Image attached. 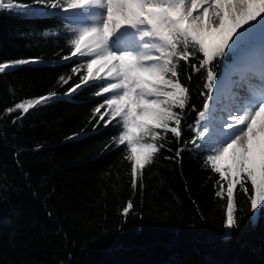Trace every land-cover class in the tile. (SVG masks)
<instances>
[{
    "label": "trees",
    "instance_id": "16d2710c",
    "mask_svg": "<svg viewBox=\"0 0 264 264\" xmlns=\"http://www.w3.org/2000/svg\"><path fill=\"white\" fill-rule=\"evenodd\" d=\"M66 24L59 16L0 10V62L41 61L0 73V264H264V213L258 209L250 224V202L239 186L235 216L242 226L224 239L226 200L215 195L218 175L205 164L208 153L186 150L175 158L181 144L173 141L172 151L162 149L143 170V188L133 190L126 145L105 150L118 126L91 131L99 119L92 111L107 94L96 96L90 84L63 95L85 74L71 72L83 58L60 59L70 52ZM217 63L219 80L225 60ZM62 75L72 77L68 84ZM182 83L191 93L186 141L205 99L203 73L191 82L182 74ZM50 92L55 100L12 124L19 112L7 115L8 107ZM82 129L85 135L67 139ZM129 200L135 213L125 221L120 213Z\"/></svg>",
    "mask_w": 264,
    "mask_h": 264
},
{
    "label": "snow or ice",
    "instance_id": "6c2138e0",
    "mask_svg": "<svg viewBox=\"0 0 264 264\" xmlns=\"http://www.w3.org/2000/svg\"><path fill=\"white\" fill-rule=\"evenodd\" d=\"M13 9L22 15L49 14L67 21L70 52L60 59L83 58L71 72L84 69L85 74L63 95L72 96L90 84L98 87L96 96L107 94L92 111L93 119H99L91 131H98L101 124L118 126V135L105 150L112 144L126 145L133 190L138 185L143 188L145 167L162 149L172 151L167 145L175 141L181 144L175 158L186 150L208 153L205 164L218 175L215 195L226 200L224 239H232L233 230L242 226L243 218L235 216L236 186L250 202V224L255 226L257 210L264 213V121L256 123L264 113V0H0V10ZM226 26L230 30L218 44L206 45L212 31ZM225 58L227 71L218 80L217 61ZM38 63L36 57L0 62V73ZM198 73H203L200 95L205 99L194 124L188 125L191 139L185 141L182 122L191 93L189 83H182V74L191 82ZM70 79L59 77L62 84ZM57 95L23 99L8 107L6 114L19 112L12 119L15 125ZM85 134L82 129L67 139ZM226 156L231 164L222 166ZM133 213L135 206L129 200L120 214L126 221Z\"/></svg>",
    "mask_w": 264,
    "mask_h": 264
},
{
    "label": "rangeland",
    "instance_id": "374dc122",
    "mask_svg": "<svg viewBox=\"0 0 264 264\" xmlns=\"http://www.w3.org/2000/svg\"><path fill=\"white\" fill-rule=\"evenodd\" d=\"M76 18L78 19V17H76ZM229 30H230V27L226 26L224 29H221L219 31H212L205 39L206 45L211 47V46L218 44L222 40L223 36L227 35V32ZM224 64L225 65H224L222 72H221V75H220L221 78H219V80H223L224 72L227 71V67L229 64V60L227 58H225ZM220 163L222 166H226L228 164H231V159L228 156H226Z\"/></svg>",
    "mask_w": 264,
    "mask_h": 264
},
{
    "label": "bare ground",
    "instance_id": "6f19581e",
    "mask_svg": "<svg viewBox=\"0 0 264 264\" xmlns=\"http://www.w3.org/2000/svg\"><path fill=\"white\" fill-rule=\"evenodd\" d=\"M262 121H264V113H262L261 116L257 117V121H256L257 126H258Z\"/></svg>",
    "mask_w": 264,
    "mask_h": 264
}]
</instances>
